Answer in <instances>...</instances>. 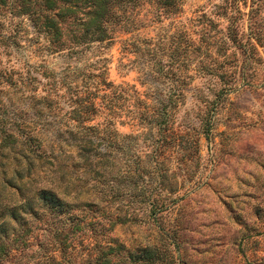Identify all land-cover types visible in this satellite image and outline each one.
<instances>
[{
    "label": "rangeland",
    "instance_id": "rangeland-1",
    "mask_svg": "<svg viewBox=\"0 0 264 264\" xmlns=\"http://www.w3.org/2000/svg\"><path fill=\"white\" fill-rule=\"evenodd\" d=\"M117 13L105 38L75 43L0 6V171L30 162L31 187L71 203L9 219L20 238L0 264H133L144 248L141 264H264V0ZM87 138L101 167L83 161Z\"/></svg>",
    "mask_w": 264,
    "mask_h": 264
},
{
    "label": "trees",
    "instance_id": "trees-1",
    "mask_svg": "<svg viewBox=\"0 0 264 264\" xmlns=\"http://www.w3.org/2000/svg\"><path fill=\"white\" fill-rule=\"evenodd\" d=\"M139 0H0V6H6L15 14H27L33 22L43 31L50 33L54 39H58L63 33H67L75 40V43L85 42L91 40H102L106 37V29L110 23L117 21L118 7L128 3L134 4ZM164 6H173L175 0H156ZM3 140H10L8 134L2 135ZM82 140V138H81ZM15 141L13 137L10 142ZM85 144L80 146L82 150L83 161L85 165L101 167L103 152L98 148L92 147L90 138L83 139ZM79 150V151H80ZM17 152H21L18 149ZM86 153V154H85ZM2 155V153L0 152ZM30 162L27 164V169L24 172V167L15 165L11 169L9 175L6 170L2 168L0 171V196L4 187L12 188L16 196L20 198L19 202L0 203V257L6 255L9 251V244L12 241L20 238V235L9 238L8 234V220H12L16 224H23L25 222L24 214H38V209L34 207V202L39 201L40 206H45L49 211L53 209L62 210L64 207L68 208V202L61 199L54 189L47 187H31L35 178L31 175ZM94 174H100L99 169L91 170ZM54 176L56 181L65 182L61 188L63 195L68 196L69 193H76L78 184L73 185V172L64 171V167L57 165L54 169ZM72 186L69 187V184ZM69 187V188H68ZM94 194H106L101 186L97 184L90 186ZM109 189H113L109 185ZM87 189L84 193H87ZM74 196V195H73ZM72 197V196H71ZM83 204H90L88 200H84ZM13 229V228H12ZM118 248V247H117ZM142 249L143 252L129 255L133 264H141L145 261H152L153 255L150 251ZM112 247H107V252L111 254ZM132 256V257H131ZM103 263H107L108 257H103Z\"/></svg>",
    "mask_w": 264,
    "mask_h": 264
}]
</instances>
